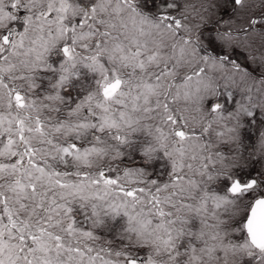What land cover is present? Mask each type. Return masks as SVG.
Wrapping results in <instances>:
<instances>
[{
	"label": "snow or ice",
	"instance_id": "obj_1",
	"mask_svg": "<svg viewBox=\"0 0 264 264\" xmlns=\"http://www.w3.org/2000/svg\"><path fill=\"white\" fill-rule=\"evenodd\" d=\"M0 264H264V0H0Z\"/></svg>",
	"mask_w": 264,
	"mask_h": 264
}]
</instances>
